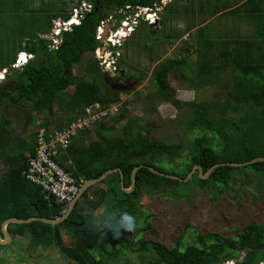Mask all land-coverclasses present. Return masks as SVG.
<instances>
[{
	"label": "trees",
	"instance_id": "obj_1",
	"mask_svg": "<svg viewBox=\"0 0 264 264\" xmlns=\"http://www.w3.org/2000/svg\"><path fill=\"white\" fill-rule=\"evenodd\" d=\"M85 1L89 3L88 7L83 6ZM162 1L80 0L79 6L74 10L78 13L76 14L78 23L71 24V27L69 22L75 15L73 12L69 13L66 8L46 12L47 7H41L37 13H42L43 17L37 18L34 17L35 11L25 10V7L20 5L17 21L26 15V20L19 23L21 27L26 26L22 28L25 30L21 35L26 34L28 38L24 37L26 43L24 46L23 43L18 46L17 52L26 51L33 56V60L19 69H14L13 65L18 59L15 51L4 58L0 56V73L8 75V80L13 82L12 91L4 94L10 98V103L5 107L0 106L3 111L0 120V149L8 143L3 139L2 133L8 132L11 125L9 108H18L16 103L20 100H26L37 114L48 113L49 118L45 117L39 128L50 130L52 126L59 127L53 128V131L66 128L76 118L86 115V110L93 105L110 108L120 104L122 92L108 84L105 79L106 73L95 57V52L102 47L97 40V30L104 20L127 6L154 8ZM261 1L244 0L242 6L229 13L242 16L246 13L250 18L257 19L264 15ZM178 3L179 0L174 2L167 0V8L162 15L171 6L174 10ZM79 8L83 10L82 13L78 12ZM31 24L41 30L28 32L26 29H31ZM17 26V29H21L19 24ZM66 26H69V29ZM150 29L152 33L154 28ZM45 32L54 33L61 40V44L53 51H49L52 42L40 37L41 33ZM261 36L263 41L259 48H256L255 54L251 52V46L248 44H234L229 51L215 54L220 59V64L211 63L212 56L209 59L204 55L203 62L208 65L202 67L203 73L206 75L213 73L220 81L223 76H229L225 74V71L229 70L233 82L223 103L206 106L196 103L195 108L193 107L187 130L197 137L188 151L190 163L186 165L183 173L159 164L163 159L172 163L179 160L185 150L181 143L165 144L155 140L147 131H143L142 124L130 120L127 121L120 137L113 135L116 126L125 121L124 109L117 106L119 113L115 117L99 122L93 129L80 133L73 140L68 153L62 158L61 165L79 186L84 181L99 179L107 171L120 169L124 174L126 189L131 186L133 170L142 167L137 172L134 191L131 194L123 191L119 173L110 175L100 183L105 185L104 188L96 186L89 188L76 204L68 220L60 225L53 227L33 222L17 225L13 227L15 228L13 232L20 239H31L36 247L40 245L55 247L66 259L76 264H105L107 255L111 256V259L118 257L117 252L109 254L102 250L105 243L110 240L111 248L114 249L128 242L124 235L110 233L116 228L120 211L128 212L136 220L139 219L143 212L140 205L144 198L183 200L190 185L198 183L197 185L217 201L224 193L231 191L232 184L238 181L237 172L249 168L253 170L252 175L260 176L264 181V163L243 168L221 167L216 169L208 180H200L197 172L186 184L156 175L149 170L153 168L163 174L177 175L185 179L194 166H201L205 174L218 164L245 163L259 157L264 158V32ZM186 46L188 57L183 60L167 59L154 69L157 97L161 104L164 102H172L174 106L179 104L172 97L173 89L168 78L176 65L187 66L186 59L193 52V47L189 44L188 48V43ZM76 66H84L86 76L83 80L78 79ZM99 73H102V78L106 82L105 88L96 80ZM200 76L202 79V73ZM71 88L73 93L70 95L68 91ZM5 97L2 100H5ZM209 133L220 139L221 151L217 152L210 146ZM92 134L96 140L87 144L86 140ZM37 135L38 133L31 137V144L22 142L20 148L16 145L20 150L16 160L17 170L11 169L5 181L0 183V229L10 218L56 219L63 214V206L56 203L54 197L48 196L41 187L30 183L23 175L29 158L35 154ZM249 175L247 172L242 176L244 178ZM182 187L184 194L181 192ZM101 207L106 208L105 213H116L108 228L92 227V213H87V210L96 212ZM140 220L149 224L141 231L152 229L153 216H146ZM31 229L35 230L34 233H30ZM64 233L71 241L69 245L64 242ZM183 234L172 247H167L159 241H149L144 237L137 253L145 254L147 264H222V261L237 260L245 252L253 259V264H264V223L251 222L240 230L236 238L225 237L221 231L201 234L197 246L183 244L185 238ZM139 244L137 241L136 245ZM182 245H185L183 251ZM93 248H98L102 253L101 257H95L92 253Z\"/></svg>",
	"mask_w": 264,
	"mask_h": 264
},
{
	"label": "rangeland",
	"instance_id": "obj_2",
	"mask_svg": "<svg viewBox=\"0 0 264 264\" xmlns=\"http://www.w3.org/2000/svg\"><path fill=\"white\" fill-rule=\"evenodd\" d=\"M0 1V47L2 46L4 51V54L0 52V56L4 58L5 55H9L14 51L17 54V47L23 43L24 37L28 38V35H21L25 30L22 28L26 26L21 27L19 23L26 20V15L17 21L19 7L24 1ZM79 1L45 0L44 2L38 1L34 5L37 6L38 10L40 7H47L46 12L66 8L69 13L73 12L75 15L69 23L74 22V24H77L76 14L78 13L74 10L79 6ZM243 3L244 0H179L174 10L171 6L162 15L163 22L160 19L159 23L153 26L154 29L159 30L151 33V25L141 21L133 35L128 39L124 40L122 37L125 36L122 34L115 35V46H118V48L114 50L115 52L111 50L116 54V57L110 60L114 62L118 60L117 68L119 70L120 67L122 68L121 71L125 77L137 81V85L134 84L136 88L132 85L128 87L129 90L122 91V102L117 106L124 109L125 121L116 126L113 134L115 137L122 135L127 121L130 120L142 124L143 131H147L149 136L155 140L166 142V144L181 143L185 150L179 160L172 163L163 159L159 164L179 173L184 172L186 165L190 163L188 151L197 137L196 134L187 130L193 107L195 108L196 103L205 104V106L223 103L233 82L229 70L225 71V74L229 76H223L220 81L213 73L207 74L208 76L203 73L202 67L208 65L203 62L204 55H207L209 59L212 56L211 63L220 64V59L215 56L216 53L229 51L234 44H248L251 46V52L255 54L256 48H259V44L261 45L263 41L261 34H263L264 29L261 28L264 27V17L260 16L261 21L257 22L256 19L250 18L246 13L243 16L229 13L233 9L242 6ZM88 4L85 1L83 6L88 7ZM125 10L126 8H123L114 12V15H111L112 18L117 22L121 21L125 17ZM35 12L34 17H43L42 13ZM78 12L82 13L83 10L79 8ZM46 16H48V13ZM109 20L110 18L108 21H103L102 25L105 28L103 31L106 30L108 24L113 25V21L111 20L109 23ZM17 24L20 25L21 29H17ZM111 25L107 29H111ZM260 26L261 28H259ZM30 27L31 29H26L28 32L32 31L34 33L41 30L33 24ZM116 27L117 24L114 29ZM51 36V33L47 32L40 35L42 39H49V41H51ZM54 37V45L59 46L61 42L58 41V36L55 35ZM180 37H182L181 43L179 41ZM117 38H122L124 41ZM170 41H174V43L168 45ZM186 43L191 44L192 51L197 53L189 55V58L186 59L187 66L176 65L168 78L169 85L173 89L172 97L179 104L178 106H174L172 102L161 104L160 99L157 97V86L154 80L156 64H162L167 59L183 60V58L188 57L185 49ZM104 49H107V54ZM53 50V48L49 49V51ZM109 51L108 45L103 43L99 52H96L95 57L106 73L105 79L110 82L111 79H117L115 69L111 67L114 65H108V58L112 55ZM117 52H120V55ZM102 58L105 60H102ZM24 64L25 62L18 63L16 67L21 68L25 66ZM75 71L78 79L83 80L86 76L84 66H76ZM7 76L5 73H0V85H2L1 81H9ZM102 76V73H99L96 80L102 88H105L106 82H104ZM68 92L71 95L73 88ZM16 104L18 108H9L11 125L8 132L2 133V135L6 141L17 146L22 142L31 144V137L39 133V127L43 123V119L45 117L49 118V114L33 112L32 109L34 108L26 100H20ZM2 113L3 111L0 109V120ZM55 127L59 128L58 126ZM55 127H50V130ZM209 135L211 136L210 146L217 152L221 151L220 139L214 134L209 133ZM95 140L96 137L92 134L86 140V143L89 144ZM12 148L10 147L11 150ZM19 153L20 150L17 147L13 148L10 153L11 168L14 170H17L16 160ZM249 169H247L248 171L241 170L237 172L238 181L232 184L231 191L226 192L217 201L213 200L212 195H208L203 189L201 190L197 186L198 183L190 185V189L183 200L144 198L140 205L143 211L142 215L139 219L137 218L136 225L124 233L125 238L129 242L131 241L130 244L133 248L127 249V246L124 245L112 249L109 242L105 243L102 250L109 254L118 253V257H112L113 259L107 255L105 264H147L145 254L137 253L144 237L149 241L154 240L151 239L152 237H159L163 245L172 247L184 233L185 238L182 237L183 244L197 246L201 234L221 231L225 237H234L251 222L264 223V181L260 176L252 175L253 170ZM247 172L250 175L243 178L242 175ZM100 187L104 188L105 185L99 184L96 186V188ZM181 192L185 193L184 187L181 188ZM83 205L85 207V203ZM105 209V207H101L96 212L105 213ZM87 213L93 214L95 212L87 210ZM146 216H153L154 220L152 230L144 234L141 230L147 224L146 221L140 219ZM63 237L64 242L69 245L71 241H69L68 236L64 233ZM136 240L140 243L138 246ZM185 245H182V251ZM0 246V256L4 264H76L66 259L55 247L41 245L36 247L29 238L17 239V242H13L12 245H7V247ZM151 251L153 250L151 249ZM92 253L95 254L96 258H99L102 254L98 248H93ZM150 255L154 254L150 253ZM243 257L242 254L233 262L240 261Z\"/></svg>",
	"mask_w": 264,
	"mask_h": 264
},
{
	"label": "built area",
	"instance_id": "obj_3",
	"mask_svg": "<svg viewBox=\"0 0 264 264\" xmlns=\"http://www.w3.org/2000/svg\"><path fill=\"white\" fill-rule=\"evenodd\" d=\"M166 7L167 0L156 4L154 8L127 6L125 17L121 21L117 22L112 17L110 18L109 21H113L111 29H114L116 24L117 27L115 34L111 32L109 40L115 45L116 34L125 36L133 33L141 21H145L151 26L158 24ZM103 29L102 25L99 28L98 38H101ZM23 61L25 62L26 59ZM86 113L61 130L41 129L36 139L35 154L30 157L24 172L29 182L41 187L48 196L55 198L56 203L64 206V212L78 196L80 186L61 165L62 158L68 153L73 140L80 133L91 130L99 122L116 116L119 113V108L117 106L102 108L99 105H94L88 108Z\"/></svg>",
	"mask_w": 264,
	"mask_h": 264
},
{
	"label": "water",
	"instance_id": "obj_4",
	"mask_svg": "<svg viewBox=\"0 0 264 264\" xmlns=\"http://www.w3.org/2000/svg\"><path fill=\"white\" fill-rule=\"evenodd\" d=\"M108 27L109 26L106 27V34H107V31H108V29H107ZM151 27L153 28V26H151ZM257 163H264V158L263 157H259V158H256V159H254L252 161L245 162V163H228V164L222 163V164H218V165L213 166L205 174H203V169H202L201 166H194L193 169L191 170V172L186 176L185 179H182V178H180L178 176H175V175L163 174V173H161L159 171H156L153 168H149V170L152 173H154L156 175H159V176H162V177H165L167 179L178 181L180 183H188V182H190L192 180V178H193V176L195 175L196 172H198L200 180H207L210 177V175L218 168L225 167V166H229V167H232V168H243V167H247V166H252V165L257 164ZM141 168L142 167H137V168H135L133 170L132 176H131V186H130L129 189H126L125 186H124V174H123V172L120 169H114V170L107 171L103 176H101L97 180L84 181L82 183L81 187H80V191H79V195H78L77 199L69 206L67 211L60 218L47 219V218L33 217L31 219H28V220L9 219L3 224L2 233L6 236V238L8 240L9 236L7 234L6 228L10 224L20 225V224H30L32 222H41V223H44V224H47V225H51V226H54V227L60 225L61 223H63L66 220H68V218L71 216L73 210L75 209L76 204L78 203V201L82 198L84 193L89 188L99 185L108 176L116 174V173H119L121 175V180H122L121 186H122L123 191L126 192L127 194H131L134 191L135 187H136V175H137V172ZM6 242L7 241H3L2 240L1 235H0V245L4 246L6 244ZM237 264H253V259L248 256V257H246V259L244 261H242L240 263H237Z\"/></svg>",
	"mask_w": 264,
	"mask_h": 264
},
{
	"label": "flooded vegetation",
	"instance_id": "obj_5",
	"mask_svg": "<svg viewBox=\"0 0 264 264\" xmlns=\"http://www.w3.org/2000/svg\"><path fill=\"white\" fill-rule=\"evenodd\" d=\"M116 64V63H115ZM115 76H116V79L117 80H115V79H111L110 80V82H109V80L108 79H106L109 83V85L111 86V87H113L114 89H117V90H119V91H126L127 89H128V87H131L132 85H134V84H136L137 83V81H132L130 78H127V77H125V75H124V73L121 71V70H119L118 68L115 70ZM111 83H113V84H111ZM137 85V84H136ZM136 85H134V87L136 88ZM13 88V83L9 80L8 82H3L2 83V85H0V106H6L5 104H9L10 102H9V100H10V98H7V97H5L4 96V94L5 93H7V92H11L12 89ZM129 90V89H128ZM3 97H5V100H2V98ZM241 115H243L242 114V112H241ZM3 139H4V137H3ZM5 140V139H4ZM12 144V145H11ZM165 144H166V142H165ZM10 147H13V148H15L16 147V145H14L12 142H8V143H6V144H4L3 145V147L0 149V183H3L4 181H5V179L7 178V176H8V174H9V172H10V170L12 169L11 168V156H10V153L12 152V150H13V148H12V150L10 149ZM197 173V172H196ZM195 173V174H196ZM204 174V173H203ZM175 176H177V175H175ZM179 177V176H178ZM194 177V176H193ZM198 177H199V174H198ZM209 179V178H208ZM207 179V180H208ZM201 190H202V188L199 186V185H197ZM229 192V191H228ZM225 194V193H224ZM10 219H17V218H10ZM9 220V219H8ZM20 220V219H19ZM24 220V219H23ZM153 220H154V218H153ZM7 221V220H6ZM5 221V222H6ZM4 222V223H5ZM3 223V224H4ZM3 224H2V226H3ZM20 225H22V224H20ZM136 225V224H135ZM2 226H1V229H0V235H1V238H2V240L3 241H7L6 242V244L4 245L5 247H7V245H12V243L13 242H17V239H20L18 236H17V234L16 233H14L13 232V230L15 229H13V227H15V226H17V225H14V224H10V225H8L7 226V228H6V231H7V234H8V236H9V238H8V240H7V238H6V236L2 233ZM152 230V229H151ZM151 230H149V231H143L144 232V234L145 233H148V232H150ZM34 229H31V231H30V233H34ZM125 231L126 230H121V231H119V232H114V230L113 231H110V233H112V232H114L115 234H120V235H124V233H125ZM240 232V231H239ZM238 232V233H239ZM209 233V232H208ZM238 233H237V235H238ZM222 234H224V233H222ZM237 235L236 236H234V238H236L237 237ZM147 237L149 238V236L147 235ZM27 239V238H26ZM151 239H154V240H151ZM150 240L151 241H157V240H159V242H161V240H160V238L158 237V238H156V237H152ZM131 242V241H130ZM130 242L128 241L127 243H125V245L127 246V249H132L133 247H131V246H129L130 245ZM136 242H137V240H136ZM109 244H111V242L109 241ZM134 246H136V245H134ZM117 247V246H116ZM0 253H1V251H0ZM243 255H244V260L246 259V257H248V255L245 253V252H243L242 253ZM0 260H1V262H2V259H1V256H0ZM243 260V261H244ZM2 264H4L3 262H2Z\"/></svg>",
	"mask_w": 264,
	"mask_h": 264
},
{
	"label": "clouds",
	"instance_id": "obj_6",
	"mask_svg": "<svg viewBox=\"0 0 264 264\" xmlns=\"http://www.w3.org/2000/svg\"><path fill=\"white\" fill-rule=\"evenodd\" d=\"M140 7V6H139ZM112 16H110L109 18H111ZM109 18H107L106 19V21H108V19ZM74 22H71L70 24H69V26L71 27V24H73ZM103 23V22H102ZM102 23H101V25H100V27L102 26ZM109 23H110V21H109ZM110 25H111V23H110ZM109 24H108V26H110ZM69 26H66L67 28L69 27ZM99 27V28H100ZM99 28H98V30H97V40L99 41V43L103 46V43L105 44V45H108V51L110 52V54H112L111 55V57L110 58H108V65H114V66H111V67H113L115 70L117 69V62H118V60H117V58H116V60H117V62H114L113 60H110V59H113V57H116V54L115 53H113V51L114 50H116L117 48H118V46L116 47L115 45H113L112 44V42L109 40L110 39V35H111V32H115V29H108V31H107V34H106V30L105 31H103L102 32V34H101V38H98V36H99ZM111 28H112V25H111ZM105 29V28H104ZM103 29V30H104ZM135 31V30H134ZM134 33V32H133ZM133 33H131V34H127V35H125V37H122L124 40L125 39H128L129 37H131L132 35H133ZM51 38H50V40H51V42H52V45H51V47L50 48H53L54 50H55V48H54V39H55V34L54 33H51ZM122 38H117V39H120V40H123ZM57 39H58V41H60L61 42V40L57 37ZM116 39V38H115ZM123 40V41H124ZM120 43V42H119ZM61 44V43H60ZM56 48L58 47V46H55ZM101 48V47H100ZM99 48V49H100ZM99 49L96 51V52H99ZM105 50V53L107 54V49H104ZM111 50H113V51H111ZM96 52H95V54H96ZM115 52V51H114ZM118 53V55H120V52H117ZM103 55V53L101 54V56ZM23 59H26V61H25V64L24 65H27L30 61H32L33 60V56L30 54V53H28V52H21V53H19L18 54V59H17V63H22V62H24L23 61ZM102 60H105V59H103L102 58ZM112 62V63H111ZM17 63H15L14 65H13V68L14 69H19V68H17L15 65H17ZM100 63V62H99ZM116 63V64H115ZM2 79H4V78H2ZM1 83H3V81H1ZM115 117V116H114ZM30 159V158H29ZM25 172V171H24ZM23 175L25 176V174L23 173ZM26 178V177H25ZM31 183V182H30ZM81 187V186H80ZM78 195H79V193H78ZM78 197V196H77ZM77 197H76V199H77ZM75 199V200H76ZM82 199V198H81ZM80 199V200H81ZM74 200V201H75ZM79 200V201H80ZM73 201V202H74ZM78 201V202H79ZM72 202V203H73ZM71 203V204H72ZM70 204V205H71ZM69 205V206H70ZM69 206H68V208H69ZM63 208H64V206H63ZM67 208V209H68ZM67 209H66V211H67ZM65 211V212H66ZM64 212V210H63V214L65 213ZM62 214V215H63ZM115 215H116V213L115 212H110V213H100V212H95V213H93L92 214V219H91V224H92V227H94V228H108V227H110L111 226V220L112 219H114L115 218ZM31 219V218H30ZM33 223V222H32ZM31 224V223H30ZM135 224H136V218L133 216V215H131L130 213H128V212H125V211H120V213H119V220L117 221V225H116V228L114 229V232H119V231H121V230H131V228L132 227H134L135 226ZM54 227V226H53ZM244 258V257H243ZM241 259L240 261H237V262H233V260H231V261H227V263L226 262H224V261H222V264H237V263H240V262H242L244 259ZM235 261V260H234Z\"/></svg>",
	"mask_w": 264,
	"mask_h": 264
},
{
	"label": "crops",
	"instance_id": "obj_7",
	"mask_svg": "<svg viewBox=\"0 0 264 264\" xmlns=\"http://www.w3.org/2000/svg\"><path fill=\"white\" fill-rule=\"evenodd\" d=\"M18 0H13V2H17ZM22 1H24L23 3H22V6L23 7H25V10H28V11H38V8H36L37 6H35L34 5V3H36V2H38V1H41V2H44L45 0H22ZM7 2H12V1H7ZM0 3H1V1H0ZM261 4H262V6L264 7V0H262L261 1ZM27 6V7H26ZM27 8V9H26ZM41 8V7H40ZM167 8V7H166ZM166 11V10H165ZM261 17H264V16H261ZM260 17V18H261ZM259 17L256 19V21L258 22V21H261V19H260ZM162 26V25H161ZM260 28V27H259ZM156 30H159V29H153V31L152 32H154V31H156ZM181 39H182V37H180V39H179V41H180V43H181ZM191 42V41H190ZM26 42L25 41H23V46H24V44H25ZM172 43H174V41L173 42H169L168 43V45H171ZM186 45V44H185ZM187 47V46H186ZM188 48H189V45H188ZM19 51H21V50H19ZM17 52V57H18V54L19 53H21V52ZM0 52H2L3 54H4V51H3V49H2V46L0 47ZM24 52H26V51H24ZM193 52H191V54L190 55H193L192 54ZM13 55V54H12ZM16 61H17V59H16ZM156 66H157V64H156ZM64 238V237H63Z\"/></svg>",
	"mask_w": 264,
	"mask_h": 264
}]
</instances>
